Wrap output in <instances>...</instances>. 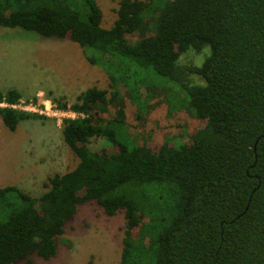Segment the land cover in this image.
I'll return each mask as SVG.
<instances>
[{
  "label": "trees",
  "instance_id": "obj_1",
  "mask_svg": "<svg viewBox=\"0 0 264 264\" xmlns=\"http://www.w3.org/2000/svg\"><path fill=\"white\" fill-rule=\"evenodd\" d=\"M117 1L103 27L96 0H0V27L77 43L113 89L56 102L78 114L62 119L72 169L49 176L39 195L0 187V264L53 256L86 201L123 211L119 264H264V0ZM186 51L204 52L200 64H181ZM151 85L169 116L186 110L201 123L184 141L166 135L152 148L129 136L124 101L143 108ZM20 97L0 91L10 131L44 117L12 107ZM94 137L104 141L96 150Z\"/></svg>",
  "mask_w": 264,
  "mask_h": 264
},
{
  "label": "rangeland",
  "instance_id": "obj_2",
  "mask_svg": "<svg viewBox=\"0 0 264 264\" xmlns=\"http://www.w3.org/2000/svg\"><path fill=\"white\" fill-rule=\"evenodd\" d=\"M96 2L102 10L101 25L109 27L116 18L118 1ZM203 50L208 53L209 47ZM204 52L186 51L180 57L181 64H200ZM190 79L202 82L197 75ZM109 81L105 71L90 64L81 47L67 38L57 40L20 28L0 27V91L17 89L21 94L17 109L31 102L40 109L37 113L44 115L21 120L14 131L0 119V187L16 185L30 195H39L46 190L49 176L72 169L78 159L62 139V119L78 114L58 109L56 102L70 105L92 86L106 89L109 97L113 92ZM120 88L127 96L126 89ZM141 93L142 100L150 98L143 108L130 100L123 105L129 136L140 143L155 148L166 135L184 141L185 134L201 124L186 110L169 116L165 94L158 86L143 87ZM44 103L51 108L45 110ZM103 142L102 137H94L89 146L96 150ZM124 223L122 210L107 215L98 203L86 201L65 223L53 256L43 259L32 254L29 261L12 264H119Z\"/></svg>",
  "mask_w": 264,
  "mask_h": 264
},
{
  "label": "built area",
  "instance_id": "obj_3",
  "mask_svg": "<svg viewBox=\"0 0 264 264\" xmlns=\"http://www.w3.org/2000/svg\"><path fill=\"white\" fill-rule=\"evenodd\" d=\"M1 104H5V103H1ZM6 105V104H5ZM50 105L51 104H45L44 103V109L45 110H48V109H50L51 107H50ZM12 107H14V108H17V107H15V104L14 105H11ZM17 106V105H16ZM19 109V108H18ZM21 110H26V111H34V112H41L40 111V109H37V108H35L34 107V105L31 103V102H28L27 104H25V105H23L21 108H20ZM45 114H49V113H47V112H44ZM54 115H55V113H53Z\"/></svg>",
  "mask_w": 264,
  "mask_h": 264
}]
</instances>
